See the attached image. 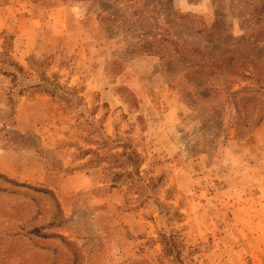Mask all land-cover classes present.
<instances>
[{"label": "rangeland", "instance_id": "1", "mask_svg": "<svg viewBox=\"0 0 264 264\" xmlns=\"http://www.w3.org/2000/svg\"><path fill=\"white\" fill-rule=\"evenodd\" d=\"M10 37L16 90L60 88L12 110L0 76V264H264V0H0ZM192 62L200 88L244 87L230 111L189 108ZM122 144L140 178L102 170Z\"/></svg>", "mask_w": 264, "mask_h": 264}, {"label": "trees", "instance_id": "2", "mask_svg": "<svg viewBox=\"0 0 264 264\" xmlns=\"http://www.w3.org/2000/svg\"><path fill=\"white\" fill-rule=\"evenodd\" d=\"M101 17H103V15L99 14L98 18L100 19ZM112 20L114 19L112 18ZM12 41H13L12 37L7 38V41L3 44L2 51L0 52V76L6 79H9V82L11 85L9 88H7L8 92L6 94L7 96L6 103L10 107V109L13 110V107H15V104H16L13 97L14 96L21 97V94L24 92L23 89L33 90L35 91V93H45L51 96L52 98L55 97L56 89H59L60 86L56 83L55 77H54L53 82H49V80L45 77L44 74H41V81H43V83H51L50 85H52V88H53L52 91H49L48 89L44 88L40 83H33L24 88H21L20 90H16V87L18 86V83H19V79L24 78L25 71L21 65H19L17 62H15L12 59V56H11ZM174 46L178 47L176 43ZM174 50H177V48ZM190 55L191 57H194V59H196L198 56L205 57L204 53H202L198 48L192 50ZM207 61L209 63L211 61V58H207ZM219 61L220 60H218L217 62ZM33 62L36 64L38 63V60H35L33 58L28 60V66L30 69L32 68ZM195 69H197L195 63L194 62L189 63V69H183L179 73L178 81L175 80L176 82H178L177 85L178 87L180 86V94H182L184 98L186 99V103L189 106V108L194 110L199 107V105H195V103H193L194 98H196L197 100L201 99L202 103H206L210 99V97H207V96L203 97L199 94L200 90H204L210 95L214 93L215 94H220V93L226 94V99L224 103H226V107L230 111V106H234L235 104L232 101V99L230 100V97L233 95H236L241 90H245L244 87L236 91H227L228 88L225 85H218L216 87H205V88L203 86L202 88H200L197 85H195V82L193 80V78H197V73L194 71ZM187 91H190V93L192 94L191 97L186 95L188 93ZM71 92H74V91L72 90ZM9 94H11V96ZM224 113L226 112L224 111ZM261 121L262 119H260L257 122L256 126H258L261 123ZM226 125L227 127H230L231 125L232 126L235 125V123L228 121ZM102 140H103V144H105L108 139L106 140L102 139ZM120 147L122 148V151L120 153H115L114 155L110 154V155L105 156V159L108 162V166L102 167V170L106 173L112 171V168L121 170L120 172L114 173V178H115L114 181H116L119 177L120 178L121 177L132 178L134 175L139 177V174H140L139 169L144 161L141 155L137 153V151L129 145L122 144ZM155 180L156 178L150 179L151 182ZM38 191L41 192L40 189H38ZM44 193H49V192L46 190L44 191ZM40 231L36 229V233ZM159 244L161 246V249H162L161 251L163 255H172L173 250L176 247L175 242L171 241V237H167L165 235H159Z\"/></svg>", "mask_w": 264, "mask_h": 264}, {"label": "crops", "instance_id": "3", "mask_svg": "<svg viewBox=\"0 0 264 264\" xmlns=\"http://www.w3.org/2000/svg\"><path fill=\"white\" fill-rule=\"evenodd\" d=\"M25 168H26V166H25ZM26 169H28V168H26ZM13 171H14V174H18V172H16V169L13 170ZM95 173L98 176V170L97 169H92L91 171H88L87 174H94L93 177L91 175L88 176L85 173L82 177H78V179H76V180H79L81 182V185H82L81 187L95 186V184L97 183V180L95 181V178H96ZM20 174H22V173H19L18 175L20 176Z\"/></svg>", "mask_w": 264, "mask_h": 264}]
</instances>
